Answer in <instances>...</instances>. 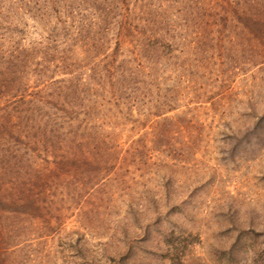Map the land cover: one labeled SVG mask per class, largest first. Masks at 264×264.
<instances>
[{
  "label": "trees",
  "instance_id": "trees-1",
  "mask_svg": "<svg viewBox=\"0 0 264 264\" xmlns=\"http://www.w3.org/2000/svg\"><path fill=\"white\" fill-rule=\"evenodd\" d=\"M30 1L26 11L41 19L62 4L69 18L84 3ZM90 7L100 38L115 37L111 53L107 42L99 53L84 26L68 34L60 21L63 31L52 30L46 42L10 38L0 46V264H26L22 243L58 231L72 186L90 191L102 178L113 156L107 147L118 144L113 134L136 102H150L160 117L189 96L227 92L236 71L264 65V0H95Z\"/></svg>",
  "mask_w": 264,
  "mask_h": 264
},
{
  "label": "rangeland",
  "instance_id": "rangeland-1",
  "mask_svg": "<svg viewBox=\"0 0 264 264\" xmlns=\"http://www.w3.org/2000/svg\"><path fill=\"white\" fill-rule=\"evenodd\" d=\"M29 1L0 0V46L46 42L60 21L68 34L84 26L99 53L106 42L115 50L88 17L95 0L70 19L63 4L34 18ZM136 103L102 178L90 191L72 186L57 232L22 243L26 264H264V65L160 117Z\"/></svg>",
  "mask_w": 264,
  "mask_h": 264
}]
</instances>
